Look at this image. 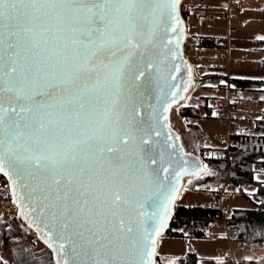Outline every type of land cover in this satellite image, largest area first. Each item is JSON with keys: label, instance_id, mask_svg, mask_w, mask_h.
Returning <instances> with one entry per match:
<instances>
[{"label": "snow or ice", "instance_id": "1", "mask_svg": "<svg viewBox=\"0 0 264 264\" xmlns=\"http://www.w3.org/2000/svg\"><path fill=\"white\" fill-rule=\"evenodd\" d=\"M179 7L0 0V173L24 190L55 264H158L188 170L163 132L170 106L146 118L137 97L178 55ZM166 70L176 80L179 66Z\"/></svg>", "mask_w": 264, "mask_h": 264}, {"label": "crops", "instance_id": "2", "mask_svg": "<svg viewBox=\"0 0 264 264\" xmlns=\"http://www.w3.org/2000/svg\"><path fill=\"white\" fill-rule=\"evenodd\" d=\"M227 1L185 0L187 30L192 21L197 22L196 33L192 37L214 36L222 37L227 41L225 51H219L218 55L212 56V58L208 55L210 63L201 62L192 64V66L199 76L209 73L214 69V66L221 64L224 67V73L229 78L264 80V69L261 67V63L257 64V71L247 68L249 60L255 59V53L264 50V39H260V37H264V0H235L236 5L239 6V8L237 7L239 13L236 14L235 11H232L231 16L233 18L230 20L226 18ZM241 18L247 20L243 27L239 26L238 19ZM202 50L200 49L196 53H202ZM257 58L261 62L262 56ZM229 62L231 68L228 66L226 69V64ZM211 72H215V69ZM253 73L258 75L255 76ZM198 79L199 77H196L189 98L191 100L209 99V106L213 108L211 116L207 118L206 112L200 106H194L192 108H197L200 111V118L181 119L177 117L178 123H176L178 128L181 127L187 131L186 138L193 140L192 147L199 149L202 146L207 149L225 150L228 147L229 135L233 130H237L241 134H264L255 131L256 119L254 117L242 119L241 121H237L233 117V111L237 105L234 104L235 99H230L232 94L224 80L206 79L199 81ZM238 95L240 97L237 98L240 101L249 104L250 95L248 93ZM187 106H181L179 112ZM226 108L230 112L229 125L226 116H224L227 111ZM252 110L255 111L253 108ZM196 130L201 133V136L197 135ZM207 137L209 143L206 140ZM180 138L183 143H186V141H183L182 135H180ZM184 140L186 139L184 138ZM254 170L256 172L255 179L259 176L261 177L259 181H264V174H261L260 167L258 165L254 166ZM227 194L228 192H226V196ZM226 196L219 200L217 196L202 192L183 191L180 192L175 205L185 207L217 206L218 208L220 205H225L228 209V206L223 203ZM235 201L240 200L234 198L233 205ZM212 232V237L203 239L160 237L157 248L158 256L162 259L163 264H169L173 260L176 261V264H182V258L190 248L197 256L198 264H219L221 261L223 264H264V253L262 251L243 249L238 243L227 237L224 225L216 224Z\"/></svg>", "mask_w": 264, "mask_h": 264}, {"label": "trees", "instance_id": "3", "mask_svg": "<svg viewBox=\"0 0 264 264\" xmlns=\"http://www.w3.org/2000/svg\"><path fill=\"white\" fill-rule=\"evenodd\" d=\"M186 21V11H182ZM189 37V36H188ZM190 38V37H189ZM194 41L188 49L224 50L227 47L226 39L214 36L191 37ZM261 67L264 68V50L261 51ZM215 72L199 76V81L219 79L227 83L231 93L241 91H255L264 88V80L229 78L224 73V67L219 64L213 67ZM220 72V73H219ZM185 101L184 107L178 113L181 119L200 118V111L194 106H200L206 117L210 118L213 108L209 106V99ZM264 103V102H263ZM262 112L264 113V104ZM255 131L264 133V115L255 120ZM197 135L201 133L196 130ZM197 155L202 159L203 166H207L204 174L198 177L187 178L181 191L202 192L217 196V190L226 182L230 193L240 194L252 204L250 209L234 208L229 211L224 221L227 237L238 243L243 249L259 250L264 253V182L255 179L254 166L259 165L260 172L264 173V134H241L233 130L228 138V147L225 150H214L199 147ZM221 220L217 206L175 205L172 217L161 237L183 238L190 237L203 239L212 237L213 227ZM24 224L20 218H11L7 223L0 222V249L8 253V261L0 259V264H54L51 252L46 248L42 254H32L25 250V242L17 243L23 235ZM158 264H163L157 256ZM182 264H198L195 253L188 248L182 258Z\"/></svg>", "mask_w": 264, "mask_h": 264}, {"label": "water", "instance_id": "4", "mask_svg": "<svg viewBox=\"0 0 264 264\" xmlns=\"http://www.w3.org/2000/svg\"><path fill=\"white\" fill-rule=\"evenodd\" d=\"M185 0H180V7H179V16H180V25L178 26V40H179V48L177 49L176 43H177V34H173L169 32L167 35L170 38H173V44L170 46L173 52H177L178 55L175 59H172L169 57V60L165 61L164 65H162V70L160 75H163L165 79L163 80H155L151 86H150V91L147 93H144L142 96L137 97V102L139 103L141 100L143 101V112L145 117H149L153 113V108H156L158 112H163V107H169L168 112H163V115H166L168 117V120L166 122L161 120V124H167L168 127L163 128L164 133L170 132L173 138V141L176 144V149H175V156L174 158H179L182 160L184 163L182 166L186 168L188 171L184 173L183 175L180 176V179L178 181V187L182 189L183 185V179L188 178L191 176L198 177L202 174L205 173L204 166H203V161L202 159L193 153H189L185 151L182 141L180 138V135L178 132L173 128V124L170 122V114L173 109L181 100L184 99L185 95L188 93L190 90L191 86L193 83L196 81V77L194 76L191 68V64L185 54V43L187 42V26L185 19L182 16L181 13V8ZM178 65L180 68V71L178 73L172 72V75L176 76V80H172L169 77V73L167 72L166 69H171L173 66ZM189 69H190V84H189ZM172 85H178L179 86V92L177 93L176 97H172L171 93L173 91H176V88L172 87ZM187 86V91H185V87ZM182 97V98H181ZM167 98V99H166ZM175 101V102H173ZM161 104H163V107H161ZM179 137L178 140L175 138ZM182 146L183 151H180V147ZM170 151H172L170 149ZM176 171H180L179 168L176 169ZM195 173H198L196 175ZM3 175L2 173H0ZM4 176V175H3ZM6 179L9 193L12 199V202L15 206V208L18 211L19 217L21 218L23 224L29 228L31 231L35 233L37 236L38 240L42 243L44 247H46L52 254L53 261L55 264L56 260V254L52 251L51 248L47 246V244L44 242L46 237L43 236V233L48 231L47 229L44 228L43 223L39 219H34L35 214L32 215H22V207L23 205L27 204V199L26 196L24 195V190L20 188L18 185L14 186L12 180L15 179V176L12 177V179H9L8 176H4ZM15 187V192H13V188ZM179 192V194H180ZM179 196V195H178ZM178 198V197H177ZM177 200V199H176ZM176 200L173 202V205L171 207L170 211V219L172 217ZM23 211L25 213L29 212L28 207H23ZM149 212L152 211V209H148ZM169 220H167V225L169 223ZM36 225H39V230L37 229ZM166 229V228H165ZM164 229V230H165ZM162 231V234L164 232ZM161 234V236H162ZM160 236V237H161ZM159 241V240H158ZM70 261L71 258L69 257Z\"/></svg>", "mask_w": 264, "mask_h": 264}, {"label": "rangeland", "instance_id": "5", "mask_svg": "<svg viewBox=\"0 0 264 264\" xmlns=\"http://www.w3.org/2000/svg\"><path fill=\"white\" fill-rule=\"evenodd\" d=\"M237 7L239 8V6H237ZM182 11H186L184 3H183L182 8H181V13H182ZM238 13L239 12L237 11L236 14H238ZM238 21H239V19H238ZM196 29H197V22L196 21H192L189 24V27H188V30H187L188 36L192 37L196 33ZM189 37H187V42L185 43V50L184 51H185V54H186V56H187V58H188V60H189V62L191 64L192 72H193L194 76L197 77L196 74H195V69L192 66V64L194 65L196 63L198 64V63H201V62L210 63V59H209L208 55H210L211 58H212V56H217L219 51H225L227 48H225L224 50L203 49L201 51L202 53H196L197 51H193V49H188L189 46H192L194 44V41L191 38H189ZM255 56H256L255 59L249 60V64H248V67H247V68L251 69L252 71H257V64L261 63L260 60L257 57H261L262 53L260 51L256 52ZM226 65H225L226 69L228 68V66L231 68L230 62L228 64H226ZM253 75L257 76L258 74L257 73H253ZM217 80H219V79H217ZM194 83H193V85H194ZM192 86L190 88L191 91L189 90L190 93L188 91V93L186 94L184 99L181 100L175 107H173V109L171 111V114H170V122L173 124V128L175 130H177L178 134L182 135L183 141H186V143L182 142V145H183L185 151L197 155L198 148H194V147L191 146L193 140L191 141V140L186 138L187 131L184 130L183 128H181V127L178 128V125H176V123H178L177 122V117H179V115H178L179 108L181 106H183V105L184 106L186 105L185 101L188 102V98H189V96H191L190 94L192 93V90H193ZM260 90H263V91H260ZM260 90L248 91V92L237 91V92L231 93L232 96H231L230 99L231 100L235 99L234 100V102H235L234 104L237 105L235 110L233 111V117H235L237 119V121H241L242 119H249V118H252V117H254V119H258L262 115H264V113L262 112L263 104H264L263 103L264 100H262V99H264V97L262 98V95L264 93V88H261ZM261 92H263V93H261ZM244 93H248L250 95V98L248 100L249 104L248 103H243L242 101H240L239 98H237V97H240L238 94H244ZM260 98H262V99L259 100ZM245 104H247V105H245ZM252 108L255 109V111H253ZM226 109H227V111L224 114V116H226L227 124L229 125L228 121L230 120V112H229L228 108H226ZM230 127H231V125H230ZM232 130H233V128H232ZM184 138L186 140H184ZM206 140L208 142L209 138L207 137ZM255 166H257V165H255ZM259 174H260V172H259ZM191 177H193V176H191ZM188 178H190V177H188ZM186 179L187 178L183 179V184L185 183ZM227 187H228V185H227ZM229 189H230V187H229ZM229 189H227V191H226V192H228L226 198L223 199V203L228 206L229 211L232 210L233 208H237V207H239L240 209H250V208H252V204L248 200L243 198L240 194L230 193ZM234 198H238L240 200V201H238L240 203L235 201L234 205H236V206L233 205V199ZM10 208H11V206L8 207V211L10 213L14 212V210H10ZM13 217L20 218L17 210H15V213H14ZM20 220H21V218H20ZM24 227L26 228V230H24L20 241L17 242V243L19 244V243L25 242L26 243L25 244V250L29 251L32 254H42L43 252L46 253L45 252L46 248L41 244V242L38 240V238L36 236L34 237V234L32 233V231L29 228H27L25 225H24ZM5 251H6L5 249H0V259L2 261H4V262L8 261V253L5 252Z\"/></svg>", "mask_w": 264, "mask_h": 264}, {"label": "built area", "instance_id": "6", "mask_svg": "<svg viewBox=\"0 0 264 264\" xmlns=\"http://www.w3.org/2000/svg\"><path fill=\"white\" fill-rule=\"evenodd\" d=\"M238 11L237 5L235 3V0H228L227 1V8H226V18L228 20L232 19L233 17L231 16V12ZM247 20L246 18H241L239 20V26L243 27L246 24ZM227 183L225 182L218 190H217V198L220 200L223 197L226 196V187ZM7 206V207H6ZM10 210H14V212H9L8 207H10ZM15 210H17L12 202L8 185L6 182V179L4 178L3 175L0 174V222L1 223H7L11 220V218L14 216ZM219 211L221 215V220L219 221L220 224L224 225V221L226 218V215L229 213V210L225 205H220L219 206ZM34 234V237L36 236L35 233L32 231ZM37 237V236H36ZM42 244V243H41Z\"/></svg>", "mask_w": 264, "mask_h": 264}, {"label": "bare ground", "instance_id": "7", "mask_svg": "<svg viewBox=\"0 0 264 264\" xmlns=\"http://www.w3.org/2000/svg\"><path fill=\"white\" fill-rule=\"evenodd\" d=\"M186 96V95H185ZM177 131V130H176Z\"/></svg>", "mask_w": 264, "mask_h": 264}]
</instances>
